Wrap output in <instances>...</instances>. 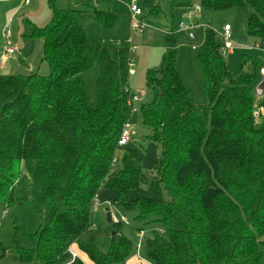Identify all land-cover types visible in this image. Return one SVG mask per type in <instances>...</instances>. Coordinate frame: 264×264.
Segmentation results:
<instances>
[{"label":"trees","instance_id":"1","mask_svg":"<svg viewBox=\"0 0 264 264\" xmlns=\"http://www.w3.org/2000/svg\"><path fill=\"white\" fill-rule=\"evenodd\" d=\"M48 3L49 22L33 26L30 35L43 38L40 59L48 74H0V200L14 201L19 165L36 161L46 202L63 207L34 232L16 227L32 246L0 244V264H85L68 250L73 241L93 264H125L131 243L119 231L120 222L109 223L113 232L105 250L90 227V206L103 188L116 191L111 202L135 210L136 221L163 227L165 236L153 233L140 246L144 261L138 264H263L264 122L256 125L253 114L258 106L264 118V93L255 104V72L229 71L209 26L195 49L207 104L192 102L174 50L147 70L152 99L141 106V116L148 138L161 146L149 175L135 149L117 154L121 129L132 114L126 91L130 44L90 40L83 23L110 27L117 13L91 0L82 8ZM190 5L171 0V8ZM231 7L251 8L248 32L264 39V0L199 3L200 11ZM175 36L166 31L165 40ZM144 183L162 185L167 198H123Z\"/></svg>","mask_w":264,"mask_h":264},{"label":"rangeland","instance_id":"2","mask_svg":"<svg viewBox=\"0 0 264 264\" xmlns=\"http://www.w3.org/2000/svg\"><path fill=\"white\" fill-rule=\"evenodd\" d=\"M22 0H0V64L2 60V45L4 34L9 31L8 40L12 45L19 48L18 53L8 56L9 68L1 69L0 74H22L26 75L36 71L40 74H48L49 67L45 60L41 61V50L43 38L30 36L33 26L43 27L51 18V8L48 0H30V4L24 5ZM86 0H54L59 8L75 7L82 8ZM190 6H178L171 8V0H138V6L142 8L139 17L143 22L140 30H131L129 18L130 0H91V2L103 11L117 13V21L113 26L102 27L93 20H84L86 35L90 40L108 39L113 41L126 40L137 46V50L131 53L133 60L132 68L135 73L128 76V87L134 93L139 92L141 99L133 104V111L129 119V140L123 146H118L117 154H123L127 149H135L143 171L149 175L154 174L153 166L160 153L161 146L158 142L148 138L150 129L143 124L141 106L152 99V91L145 84L146 71L157 68L161 58L170 49L175 51V67L190 91V97L195 104L205 105L208 102L204 89V79L201 71V64L196 57V48L202 44L204 39L205 26L211 27L215 33L216 41L223 45L222 29L225 24L231 27L230 40L233 47L230 51L223 50L224 62L229 71L235 72L240 67L244 71H254L257 79H261L260 69L264 67V55L261 50L264 39L255 37L248 32L247 18L252 12L249 7H231L222 10H202L189 15V11L198 6L200 0H187ZM159 6L162 11L157 15L149 12V8ZM89 8V7H88ZM197 20V22H195ZM193 22L197 25L194 29V39H188L184 33L177 31V23ZM166 31L175 34L173 42L165 40ZM260 46V47H259ZM18 55L25 64L18 62ZM7 64V66H8ZM257 104L259 96H255ZM264 113V112H263ZM264 122L261 115L256 118V125ZM14 201L5 204L0 200V244L9 245L16 241L23 247L29 248L32 242L21 230L16 227H23L25 230L34 232L39 226H44L50 221L51 214L55 208L62 209V204L49 205L45 199V181L41 166L38 162L31 163L30 167L19 165L18 175L13 189ZM116 191L103 188L97 193V200L90 206V227L95 235V241L101 250L107 247V238L113 232L112 226L107 221V214L112 217V222H120V232L126 236L131 243V250L125 259V264H138L144 261L142 248L137 250L140 240L141 227L143 236L141 245L145 240L159 233L162 236L163 227L157 223L142 224L134 219L135 210H127L120 204L111 202L115 199ZM163 196L167 198L162 185L159 187L149 184H140L138 188L128 191L123 198L134 199L137 197L156 198ZM108 201L111 204H108ZM117 237V234H115ZM76 250L75 241L72 242ZM143 247V246H142ZM80 259L85 264H93L85 255L80 253ZM264 264V260H263Z\"/></svg>","mask_w":264,"mask_h":264},{"label":"built area","instance_id":"3","mask_svg":"<svg viewBox=\"0 0 264 264\" xmlns=\"http://www.w3.org/2000/svg\"><path fill=\"white\" fill-rule=\"evenodd\" d=\"M25 2H28V0H25ZM129 18H130V28L131 30L135 31V30H140L143 28V22H141V20L139 19V17L142 14V8L138 6V0H130L129 3ZM199 11V7L198 6H194L190 11H189V15H193V13L198 12ZM197 28V25L191 21L189 22H183L180 21L177 23V31L179 33H184L188 39H194L195 34H194V29ZM230 31H231V27L229 24H225L223 26L221 35H222V39H223V45L222 48L224 50L230 51L233 47V42L230 40ZM9 38V31H6L4 34V55H10L15 51V47L13 45H11V41L8 40ZM260 47V46H259ZM191 48L193 50L196 49V47L194 45L191 46ZM262 50V53L264 55V42H263V46L260 47ZM137 50V46L132 45L130 47V51L131 52H135ZM132 63V61H131ZM261 73L264 74V67H262L260 69ZM134 69L132 68V65H130L129 69H128V74L129 75H133L134 74ZM126 91L130 92L131 94V98L129 99V102L131 104L132 107V111H133V104L136 101H139L141 99V95L139 92L134 93L130 90L129 87L126 88ZM262 113V109L259 108L258 106L255 107L254 110V117L258 118L260 116V114ZM130 124L129 121L125 122V124L123 125L122 129H121V133L118 139V146H123L125 145L128 140H129V134H130V130H129ZM97 200V194L93 197V203ZM108 204L110 205L111 202L108 201ZM112 218V217H111ZM140 240L139 243L137 244V250H139L140 246H141V239L143 236V231L140 230ZM70 253L72 254L73 257L77 256L76 252L72 249L71 246H69Z\"/></svg>","mask_w":264,"mask_h":264},{"label":"crops","instance_id":"4","mask_svg":"<svg viewBox=\"0 0 264 264\" xmlns=\"http://www.w3.org/2000/svg\"><path fill=\"white\" fill-rule=\"evenodd\" d=\"M21 2H23L24 5H27V4H30L31 1L28 0V2H25V0H22ZM195 22H197V20H195ZM11 45H12V43H11ZM2 51H3V53H2V60H3V62L0 64V68L1 69H7V68H9V66H11V63L10 64L7 63L10 60V59H8V56L13 55L14 53H18L19 52V48L17 46H15V51L12 54L6 56V55H4V43H3V45H2ZM18 62H20V64H25L24 63V60L21 58L20 55H18ZM7 64H8V66H7ZM71 247L76 252V254H77L78 257H80V253L83 254L77 248L75 250L73 244H71Z\"/></svg>","mask_w":264,"mask_h":264},{"label":"water","instance_id":"5","mask_svg":"<svg viewBox=\"0 0 264 264\" xmlns=\"http://www.w3.org/2000/svg\"><path fill=\"white\" fill-rule=\"evenodd\" d=\"M255 93L259 97H261L264 93V74H262L261 79L255 85ZM107 221L109 223L112 221L110 214H107Z\"/></svg>","mask_w":264,"mask_h":264}]
</instances>
